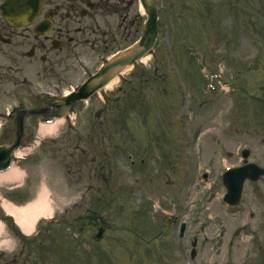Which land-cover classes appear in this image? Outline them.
I'll use <instances>...</instances> for the list:
<instances>
[{
	"label": "rangeland",
	"instance_id": "rangeland-1",
	"mask_svg": "<svg viewBox=\"0 0 264 264\" xmlns=\"http://www.w3.org/2000/svg\"><path fill=\"white\" fill-rule=\"evenodd\" d=\"M182 1L161 0L172 16L154 55L124 74L134 85L118 80L103 91L106 95L76 104L49 136H38L42 119H24L25 144L36 135L38 145L29 151L27 166L0 174L2 205L20 218L45 187L54 219L86 220L74 231L65 223L48 237L24 244L31 248L29 261L85 264L87 255L89 264H264V175L245 183L236 208L222 201L221 182L222 173L239 164L243 147L249 150L248 162L264 168V0H236L239 15L230 0H184L185 9L175 6ZM130 2L129 10H122L124 21L117 18L108 38L87 34L81 39L88 43L55 49V64L41 63L40 75L26 73L24 92L1 101L13 105L19 98L22 109L30 110L39 94L63 95L79 85L105 56L141 36L144 19L137 1ZM202 5L209 6L210 15ZM109 16L112 26L117 16ZM181 38L205 58H187ZM62 43L65 47L66 39ZM31 63L26 60V67ZM200 67L210 69L208 78H200ZM2 127L8 132L1 143L8 145L14 125L0 121ZM45 216L33 221L28 233L20 227L22 233L33 234ZM175 216L178 220L165 226V219ZM181 225L185 231L179 237ZM98 226L104 230L101 241L94 240ZM4 239L13 249L2 225V245ZM33 245L40 248L35 257Z\"/></svg>",
	"mask_w": 264,
	"mask_h": 264
},
{
	"label": "flooded vegetation",
	"instance_id": "flooded-vegetation-1",
	"mask_svg": "<svg viewBox=\"0 0 264 264\" xmlns=\"http://www.w3.org/2000/svg\"><path fill=\"white\" fill-rule=\"evenodd\" d=\"M2 1L0 0V5ZM125 5V0H44L41 13L34 24L25 28H12L6 24L0 10V96L13 95L15 98L19 91L24 92L20 87L26 83V73L34 71L40 75L43 66L41 63L48 64V67L55 64L57 52L54 46H57L58 52L63 49L70 50V45L76 47L81 43H88V39H81L83 36H94L97 32H100L101 38H108L115 22L124 21L122 10H129L130 0ZM110 14L117 16L112 26ZM125 18L131 21L130 15ZM98 19L103 24V29ZM43 21L52 24L51 31L45 36L34 35L33 27ZM62 39H66L65 47ZM113 41L114 39L111 42ZM94 44L95 41H92V48ZM50 53L52 54L49 55ZM26 60L32 62L30 65L33 69L26 67ZM60 60L61 58L58 61ZM37 102L38 105L43 103L39 98ZM15 105L22 106L23 101L18 98ZM21 255L22 252L18 259L15 256L9 259L8 264H26L25 260L19 261Z\"/></svg>",
	"mask_w": 264,
	"mask_h": 264
},
{
	"label": "water",
	"instance_id": "water-1",
	"mask_svg": "<svg viewBox=\"0 0 264 264\" xmlns=\"http://www.w3.org/2000/svg\"><path fill=\"white\" fill-rule=\"evenodd\" d=\"M140 3L147 15L145 32L140 41L131 48L114 56L94 76L89 78L78 88L77 92L71 93L67 97L48 102V108L45 107L33 111L19 112L15 121L16 132L14 134L13 144L8 149L0 148V170L7 168L10 161V153L18 147L21 141L24 117L28 115L47 114L55 117L64 116L75 101L86 99L93 95L117 74L151 51L156 38L157 6L155 0H140ZM40 7V0H6L4 4V15L11 25H26L33 20ZM263 173V170L256 167H244L240 170L234 169L227 172L223 177V182L228 193L224 198L225 201L228 204L237 203L245 178L255 180ZM231 196H234V198ZM181 231H183V226ZM100 234L101 232L99 231L97 237H99Z\"/></svg>",
	"mask_w": 264,
	"mask_h": 264
},
{
	"label": "bare ground",
	"instance_id": "bare-ground-1",
	"mask_svg": "<svg viewBox=\"0 0 264 264\" xmlns=\"http://www.w3.org/2000/svg\"><path fill=\"white\" fill-rule=\"evenodd\" d=\"M145 60L146 59H144L143 61H145ZM109 86H111V85H108V87ZM57 123L58 122H55L52 125L40 126L39 134L44 135L45 133H50L51 131H54L56 126H57ZM10 174H11V172L8 175H10ZM47 195H48L47 190L45 188H42V190L38 194V198H37L36 202L34 203V205L25 209V211L22 212L20 218L17 217V215L15 213L10 211L8 207H6V209L8 210L7 212L9 214H14L16 223L20 227H22L24 232H26V233L29 232L33 221H36V219L39 216H45V215H47V213H50L49 208L47 207V202H46Z\"/></svg>",
	"mask_w": 264,
	"mask_h": 264
}]
</instances>
